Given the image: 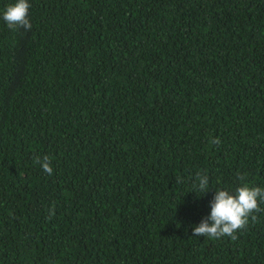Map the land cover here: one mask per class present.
I'll use <instances>...</instances> for the list:
<instances>
[{"label":"trees","instance_id":"1","mask_svg":"<svg viewBox=\"0 0 264 264\" xmlns=\"http://www.w3.org/2000/svg\"><path fill=\"white\" fill-rule=\"evenodd\" d=\"M29 2L25 31L0 0V264H264V212L193 235L264 187V0Z\"/></svg>","mask_w":264,"mask_h":264},{"label":"clouds","instance_id":"2","mask_svg":"<svg viewBox=\"0 0 264 264\" xmlns=\"http://www.w3.org/2000/svg\"><path fill=\"white\" fill-rule=\"evenodd\" d=\"M31 4L29 0H15V3L9 4L2 14V19L7 27L13 30L23 28L25 31H31L32 23L30 19ZM212 145L221 143L219 138L210 140ZM35 162L40 164L42 170L51 175L53 168L48 156L35 157ZM241 181H245L243 174H238ZM195 192L209 191V177L207 174H197ZM177 183L181 178H177ZM264 187L252 186L248 183H242L235 191L227 189H216V195L211 202V213L199 226L194 228L195 237H206L218 240L223 237H230L233 241L238 239L237 232L245 230L250 220L254 223L257 220L258 213L264 212ZM55 215V207L49 210L48 219L51 220Z\"/></svg>","mask_w":264,"mask_h":264}]
</instances>
